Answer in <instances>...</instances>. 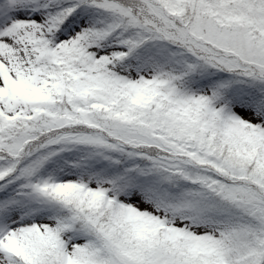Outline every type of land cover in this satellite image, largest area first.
Returning <instances> with one entry per match:
<instances>
[{
	"label": "snow or ice",
	"instance_id": "6c2138e0",
	"mask_svg": "<svg viewBox=\"0 0 264 264\" xmlns=\"http://www.w3.org/2000/svg\"><path fill=\"white\" fill-rule=\"evenodd\" d=\"M0 264H264V0H0Z\"/></svg>",
	"mask_w": 264,
	"mask_h": 264
}]
</instances>
